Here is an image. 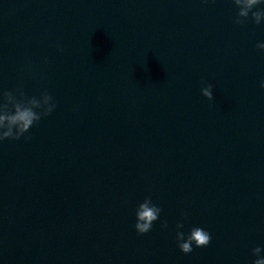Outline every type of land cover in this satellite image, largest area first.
<instances>
[{
  "label": "water",
  "instance_id": "water-1",
  "mask_svg": "<svg viewBox=\"0 0 264 264\" xmlns=\"http://www.w3.org/2000/svg\"><path fill=\"white\" fill-rule=\"evenodd\" d=\"M237 11L0 0V91L46 89L56 104L31 139L0 142V264H252L264 249V21L236 25ZM147 196L162 212L138 235ZM180 222L210 244L183 254Z\"/></svg>",
  "mask_w": 264,
  "mask_h": 264
},
{
  "label": "clouds",
  "instance_id": "clouds-1",
  "mask_svg": "<svg viewBox=\"0 0 264 264\" xmlns=\"http://www.w3.org/2000/svg\"><path fill=\"white\" fill-rule=\"evenodd\" d=\"M238 10L232 22L239 26H245L249 20L255 25L264 21V0H231ZM255 9V10H254ZM256 47L264 51V43H258ZM62 51V49H58ZM203 83V82H202ZM260 87L264 89V82ZM201 94L208 101H214L213 85L202 87ZM56 104L53 96L45 89L39 96L28 97L22 88L15 91H0V142L5 140L18 141L25 136L30 129L37 125L44 117L52 114ZM162 208L153 203L151 196L145 197L136 209V223L134 229L138 235H145L152 230L153 224L159 219ZM187 219V213L182 214V220ZM167 222L162 223V228H167ZM176 242L179 250L187 255L192 253L193 245L196 248H205L211 242V234L202 227H192L187 235L180 229L184 223H177ZM261 247L253 249L252 255L257 257L252 264H264L261 257Z\"/></svg>",
  "mask_w": 264,
  "mask_h": 264
}]
</instances>
